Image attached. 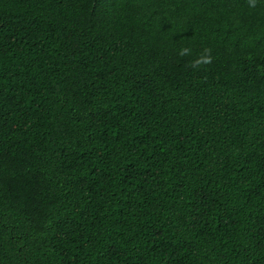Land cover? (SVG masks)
Here are the masks:
<instances>
[{
	"label": "trees",
	"instance_id": "1",
	"mask_svg": "<svg viewBox=\"0 0 264 264\" xmlns=\"http://www.w3.org/2000/svg\"><path fill=\"white\" fill-rule=\"evenodd\" d=\"M0 264H264V0H0Z\"/></svg>",
	"mask_w": 264,
	"mask_h": 264
}]
</instances>
